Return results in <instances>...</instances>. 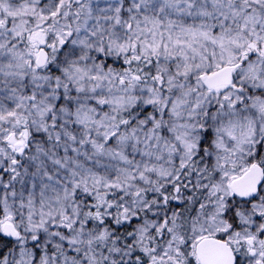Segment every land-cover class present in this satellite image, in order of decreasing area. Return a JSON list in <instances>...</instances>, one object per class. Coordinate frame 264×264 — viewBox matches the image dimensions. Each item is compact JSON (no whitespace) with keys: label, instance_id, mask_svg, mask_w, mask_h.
Segmentation results:
<instances>
[{"label":"snow or ice","instance_id":"obj_1","mask_svg":"<svg viewBox=\"0 0 264 264\" xmlns=\"http://www.w3.org/2000/svg\"><path fill=\"white\" fill-rule=\"evenodd\" d=\"M0 264H264V0H0Z\"/></svg>","mask_w":264,"mask_h":264}]
</instances>
